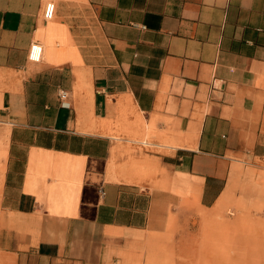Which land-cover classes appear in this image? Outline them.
Masks as SVG:
<instances>
[{
	"label": "crops",
	"instance_id": "obj_1",
	"mask_svg": "<svg viewBox=\"0 0 264 264\" xmlns=\"http://www.w3.org/2000/svg\"><path fill=\"white\" fill-rule=\"evenodd\" d=\"M0 155V264H197L234 223L264 234V0H0Z\"/></svg>",
	"mask_w": 264,
	"mask_h": 264
},
{
	"label": "rangeland",
	"instance_id": "obj_2",
	"mask_svg": "<svg viewBox=\"0 0 264 264\" xmlns=\"http://www.w3.org/2000/svg\"><path fill=\"white\" fill-rule=\"evenodd\" d=\"M258 165L260 166V163ZM256 213L259 215L253 216L254 224L259 223L258 219L264 221V211L258 209ZM260 229L262 228L259 225L234 223L229 226L228 233L223 236V243L220 237H214V241H197V264H225V259L228 260L226 264H264V234ZM199 230L191 229L192 232H199ZM254 238H258V241H254ZM223 250H226L227 257ZM185 262L188 263V259Z\"/></svg>",
	"mask_w": 264,
	"mask_h": 264
},
{
	"label": "built area",
	"instance_id": "obj_3",
	"mask_svg": "<svg viewBox=\"0 0 264 264\" xmlns=\"http://www.w3.org/2000/svg\"><path fill=\"white\" fill-rule=\"evenodd\" d=\"M55 4L53 2H48L45 4L43 9V19L44 21H51L55 16ZM42 46L38 43L30 45L28 50V60L31 62L38 63L42 58ZM57 98L59 105L63 109H70L71 102L69 93L65 90H59L57 93ZM103 194V193H102Z\"/></svg>",
	"mask_w": 264,
	"mask_h": 264
}]
</instances>
